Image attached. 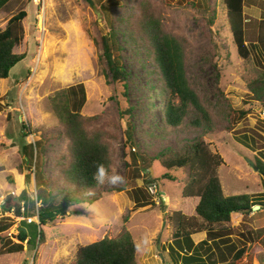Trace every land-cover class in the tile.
Wrapping results in <instances>:
<instances>
[{"label":"rangeland","instance_id":"obj_1","mask_svg":"<svg viewBox=\"0 0 264 264\" xmlns=\"http://www.w3.org/2000/svg\"><path fill=\"white\" fill-rule=\"evenodd\" d=\"M97 1L105 27L86 0L28 1V15L23 21L25 37L14 49L26 56L7 79H0V264H33L35 254L40 258L39 249H32L20 238L24 217L18 216L16 209H5L16 204L26 186L35 199L40 188L44 193L57 194L66 187L61 173L70 162V142L51 105L60 91L78 84H83L86 91L81 113L93 118L88 127L100 129L110 144L109 175L124 180L117 184L106 181L95 191L77 195L79 199L99 198L71 206L66 215L43 227L46 264H73L80 246L117 237L124 227L136 242L139 264H179L178 253L182 254L181 262L189 253L183 241H173L176 230L168 217L176 210L195 214L196 200L182 197L187 175L173 170L177 181L162 177L168 170L156 156L193 135L167 134L160 123L162 82L148 46H136L129 39L130 29L140 18L141 0ZM150 1L165 26L185 40L189 80L218 125V131L206 141L224 160L218 172L225 196L248 194L254 200L264 199V176L255 159L258 156L264 160V110L248 90V84L263 69L260 54L263 57L264 51L252 47L250 59L239 56L223 0ZM245 15L246 35L252 43L257 22L264 18V0H245ZM9 17L0 12V29L5 28ZM111 19L122 33L117 37L122 45L119 52ZM103 36H108L112 51L129 72L127 88L123 82L112 80L104 49L95 42ZM242 110L247 111L245 116H241ZM29 167L34 173L42 168L46 187L36 188L35 174L33 183L27 179ZM136 189L147 193L146 205L136 207ZM26 229L29 236L34 234L32 225ZM229 229L230 244L248 248L237 264H264V208H251ZM204 233L198 242L210 239L207 231ZM210 245L215 254L210 261L227 255L217 252L212 241Z\"/></svg>","mask_w":264,"mask_h":264},{"label":"trees","instance_id":"obj_2","mask_svg":"<svg viewBox=\"0 0 264 264\" xmlns=\"http://www.w3.org/2000/svg\"><path fill=\"white\" fill-rule=\"evenodd\" d=\"M28 1L31 0H0V12L3 11L10 16L5 28L0 29V79H7L13 67L26 56L25 53H15L14 49L22 44L25 37L23 21L28 15ZM223 5L227 10L228 24L239 56L245 60L250 59L252 47H259L263 52L264 18L257 22L255 33L252 35L254 42L250 44L246 35L245 0H223ZM139 9L140 18L135 22L134 29H130L129 39L136 46L143 44L148 46L156 72L162 82L163 107L160 115L162 128L167 134L184 132L193 135L191 138L177 142L175 147H167L156 156L162 167L168 170L162 177L177 181L178 176L172 172L173 170L182 171L187 175L184 179L182 197L196 200L195 214L189 215L183 210H176L168 217L173 230H176L173 241L177 243L183 241L189 252L185 253L182 262L180 260L182 254L178 253L176 261L179 264L224 262L237 264L245 257L248 248L246 246L236 248L234 244H230L229 236L232 233L229 227L235 225L253 206L260 205L263 209L264 199L254 200L248 194L225 196L218 172L224 160L206 141L207 136L218 131V125L212 111L189 80L185 62V40L180 39L165 26L162 15L155 9L152 1L141 0ZM213 13V18L209 21L211 24L214 23L215 9ZM113 23L111 19L112 37L119 52L122 50V45L117 37L122 33ZM95 42L101 44L104 49V57L108 61L112 80L123 82L127 88L129 72L112 51L108 36H103L101 40L95 39ZM111 53L113 59L110 58ZM260 56L263 69L259 77L248 84V90L251 99L259 102L264 110V56L262 57L261 54ZM85 102L84 85L78 84L60 91L53 98L51 105L52 111L64 126V135L70 142V162L64 166L61 173V182L66 187L57 194H51L49 191L44 193L39 187H46L48 182L42 174V168L34 173L29 167L26 176L32 182L35 174V185L39 189L37 198L35 199L30 193L29 186H26L16 204L12 207L11 204L5 209V211L16 209L18 216L24 217L21 226L34 227L32 236L24 231L20 232V238L27 240L32 249H39L40 258L35 254L33 264H46L47 261V254L43 253L47 243L43 227L55 221L58 216L66 215L71 206L81 201L97 200L99 198L97 196L79 199L77 195L95 191L99 186L94 179L97 166L103 164L109 170L112 164V150L110 144L104 140L103 132L100 129H90L88 126L93 118L81 113ZM230 108L233 110L232 105ZM240 113L241 116H245L247 111L242 110ZM23 123V127L28 130L27 123ZM255 159L258 171L264 176V160L258 156ZM134 192L136 207L146 205L147 193L141 189H136ZM39 202H41L40 206H38ZM35 217L39 222H28L29 218ZM127 219L128 217L125 218ZM0 229L2 230L1 227ZM206 231L210 239L205 238L198 242L199 237ZM210 241L215 244L217 252L224 251L227 255L218 257L220 260L210 261L215 255ZM18 246L23 247L21 244ZM73 264H139L137 245L131 232L124 227L117 237H105L97 242L80 246Z\"/></svg>","mask_w":264,"mask_h":264},{"label":"clouds","instance_id":"obj_3","mask_svg":"<svg viewBox=\"0 0 264 264\" xmlns=\"http://www.w3.org/2000/svg\"><path fill=\"white\" fill-rule=\"evenodd\" d=\"M94 179L97 181L98 184H103L106 181L112 184H117L122 183L124 180V178L119 175H109L107 168L103 164L97 166Z\"/></svg>","mask_w":264,"mask_h":264},{"label":"water","instance_id":"obj_4","mask_svg":"<svg viewBox=\"0 0 264 264\" xmlns=\"http://www.w3.org/2000/svg\"><path fill=\"white\" fill-rule=\"evenodd\" d=\"M86 1L90 5V7L94 10V12L97 14L99 24L105 27L106 24L103 21L104 20L103 14H102L101 10L98 9L95 0H86ZM110 58L112 59V54H110ZM260 207H261L260 205H256L253 207V210H259ZM0 209H1V207H0ZM19 230L24 231L27 234L26 227L21 226V227H19ZM159 242H160V238L158 239V243Z\"/></svg>","mask_w":264,"mask_h":264},{"label":"built area","instance_id":"obj_5","mask_svg":"<svg viewBox=\"0 0 264 264\" xmlns=\"http://www.w3.org/2000/svg\"><path fill=\"white\" fill-rule=\"evenodd\" d=\"M38 4H40L42 2V0H35ZM29 222H32V219H29Z\"/></svg>","mask_w":264,"mask_h":264},{"label":"crops","instance_id":"obj_6","mask_svg":"<svg viewBox=\"0 0 264 264\" xmlns=\"http://www.w3.org/2000/svg\"><path fill=\"white\" fill-rule=\"evenodd\" d=\"M259 210H263V209H261V207H260V209ZM258 211V210H257Z\"/></svg>","mask_w":264,"mask_h":264}]
</instances>
